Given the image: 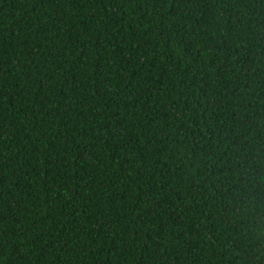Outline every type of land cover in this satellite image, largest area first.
I'll use <instances>...</instances> for the list:
<instances>
[{"label": "trees", "instance_id": "obj_1", "mask_svg": "<svg viewBox=\"0 0 264 264\" xmlns=\"http://www.w3.org/2000/svg\"><path fill=\"white\" fill-rule=\"evenodd\" d=\"M0 264H264V0H0Z\"/></svg>", "mask_w": 264, "mask_h": 264}]
</instances>
